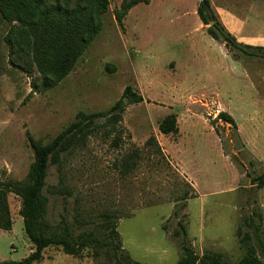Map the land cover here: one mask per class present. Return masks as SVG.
<instances>
[{
	"label": "rangeland",
	"instance_id": "374dc122",
	"mask_svg": "<svg viewBox=\"0 0 264 264\" xmlns=\"http://www.w3.org/2000/svg\"><path fill=\"white\" fill-rule=\"evenodd\" d=\"M123 1L108 0L101 32L69 75L46 92L35 90L42 77L26 45L8 48L11 25L0 16V180L25 181L33 162L27 134L45 145L78 112L108 111L129 86L143 101L126 107L121 142L113 141L117 135L94 138L63 164L61 176L72 191L66 201L50 194L60 174L49 168L44 194L51 233H61L64 218L73 236L91 231L105 242L110 219L125 262L176 264L181 221L197 255L217 253L223 264H238L248 249L238 235L247 231L244 219L260 215L264 234V186L251 187L243 173L264 172V60L233 57L212 40L196 14L200 0H148L132 7L119 26L114 12ZM209 1L238 42L264 47V0ZM220 112L234 119L237 133L221 121L214 131ZM170 114L178 133L164 136L158 126ZM152 137L161 153L147 145ZM132 152L139 158L126 169ZM7 201L11 230H0V263L20 262L34 249L19 215L20 198L9 194ZM42 256L38 264H114L107 249L90 246L78 256L59 247Z\"/></svg>",
	"mask_w": 264,
	"mask_h": 264
},
{
	"label": "trees",
	"instance_id": "16d2710c",
	"mask_svg": "<svg viewBox=\"0 0 264 264\" xmlns=\"http://www.w3.org/2000/svg\"><path fill=\"white\" fill-rule=\"evenodd\" d=\"M148 2V0H124L120 8L114 12L115 21L122 26L124 17L132 7ZM107 9L108 0H0V16L3 21L11 25L9 33L12 39L7 40L8 48L17 51L24 43L31 63L42 77L37 89L34 85L36 91H49L69 75L74 65L101 32L102 17ZM196 14L201 24L206 27V34L212 40L223 44L233 57L264 60V47L238 42L222 25L211 9L209 0H200ZM142 101V96L127 86L108 111L91 114L78 112L75 119L45 145L36 143L27 134L29 147L33 152V162L25 181L0 180V230H11L7 197L9 194H14L20 198L19 215L23 221L24 233L34 249L20 262L5 261L0 264H38L43 259L42 252L50 247H59L66 255L78 256L88 246L95 250L107 249L114 264H138L123 260L119 235L110 219L104 222L108 238L105 242L98 241L91 231L73 236L72 228L64 218L61 233H51V227L46 221L47 198L44 191L47 187L48 170L50 167H55L60 176L58 184L51 188L50 194L65 201L70 198L72 191L65 185L61 176L63 164L85 150L90 140L94 138L101 136L108 140L112 135H117V139L113 141L121 142L119 126L126 107L140 104ZM218 121L228 125L237 133L236 123L229 114L220 112L212 121L215 132H217L215 124ZM158 131L164 136L177 134L175 115H167L159 124ZM238 142L239 151L244 150L240 139ZM147 145H152L154 151L161 153L155 138H150ZM222 148L226 152L224 143ZM137 158L139 153L132 152L123 166L126 169L134 167ZM231 160L238 169L239 167L244 169L236 156L231 157ZM243 171L245 177L250 179L251 187L263 188L264 172L253 177L248 170ZM187 199L186 196L183 197V201ZM183 206L185 207V204L181 208ZM173 216L178 217L177 210L173 211ZM74 221L78 223L76 219ZM261 221L260 215L252 214L244 219L247 231L242 234L241 230H238V235H243L242 242L247 243L248 246L247 252L238 264H264V234ZM177 225L179 230L175 232V236L180 238V256L176 264H223L217 253L205 252L201 256L197 255L189 246L185 226L181 221Z\"/></svg>",
	"mask_w": 264,
	"mask_h": 264
},
{
	"label": "crops",
	"instance_id": "0c3cea01",
	"mask_svg": "<svg viewBox=\"0 0 264 264\" xmlns=\"http://www.w3.org/2000/svg\"><path fill=\"white\" fill-rule=\"evenodd\" d=\"M229 33L231 34L232 32H229ZM231 35H232V34H231ZM242 44H243V43H242ZM244 45H247V44H244ZM204 62L209 64V63H210V60H208V59L206 58V59H204Z\"/></svg>",
	"mask_w": 264,
	"mask_h": 264
}]
</instances>
